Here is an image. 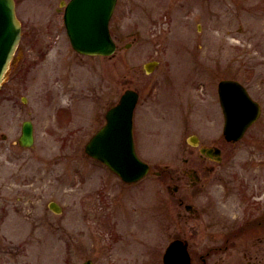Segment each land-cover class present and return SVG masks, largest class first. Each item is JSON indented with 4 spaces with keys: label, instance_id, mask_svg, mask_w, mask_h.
I'll return each instance as SVG.
<instances>
[{
    "label": "rangeland",
    "instance_id": "1",
    "mask_svg": "<svg viewBox=\"0 0 264 264\" xmlns=\"http://www.w3.org/2000/svg\"><path fill=\"white\" fill-rule=\"evenodd\" d=\"M15 1L26 34L0 92L8 215L0 224V264H164L176 239L189 243L200 264L248 214L242 195L230 190H250L259 203L253 214H264V0H119L111 57L78 54L63 29L32 41L27 33L55 19V4ZM152 61L158 64L147 73ZM225 79L240 81L263 111L217 164L203 160L200 147L220 143L218 84ZM128 89L140 93L134 140L151 167L132 185L85 152ZM25 121L34 127L31 148L19 144ZM196 162L202 182L192 188L183 173ZM241 252L214 257L247 264Z\"/></svg>",
    "mask_w": 264,
    "mask_h": 264
},
{
    "label": "water",
    "instance_id": "2",
    "mask_svg": "<svg viewBox=\"0 0 264 264\" xmlns=\"http://www.w3.org/2000/svg\"><path fill=\"white\" fill-rule=\"evenodd\" d=\"M117 0H72L66 10L65 24L74 50L87 56H111L116 51L109 23ZM21 39V24L16 17L14 0H0V88L8 73L10 62ZM157 62L145 64L152 73ZM220 103L226 124L224 133L229 140L238 141L259 118L261 108L251 99L246 89L237 81L226 80L219 85ZM139 94L127 90L120 102L106 115V125L86 145V153L105 164L125 183H136L149 172V165L135 152L133 117ZM34 128L30 121L23 124L19 144L24 148L34 145ZM191 142L196 143L195 138ZM205 153V151H203ZM209 155L211 152L209 151ZM49 208L61 213L59 204L52 202ZM191 210V206L186 207ZM164 264H191L187 244L173 241L166 249ZM84 264H93L87 261Z\"/></svg>",
    "mask_w": 264,
    "mask_h": 264
},
{
    "label": "flooded vegetation",
    "instance_id": "3",
    "mask_svg": "<svg viewBox=\"0 0 264 264\" xmlns=\"http://www.w3.org/2000/svg\"><path fill=\"white\" fill-rule=\"evenodd\" d=\"M51 1H53L55 4V7H54L55 19L53 17L52 20L47 24V26L45 28L36 27L38 29H33L32 32H28L27 34L32 37V41H37L38 38H42L44 35L48 38H51L50 34L52 32H55V30L58 31V30L63 29L67 34V30H66V26H65V11H66L67 5L69 4V2L71 0H51ZM118 1L119 0H117V4H118ZM116 7H117V5H116ZM113 16H114V14H113ZM113 16H112V18H113ZM17 17H18V14H17ZM112 18H111V21H112ZM19 20H20V18H19ZM111 21H110V25H109L111 37H112V40L114 41V43L116 44V46L118 47V44H117V42H116V40H115V38L111 32ZM20 22H21V41H22V39L26 33L24 31L23 21L20 20ZM18 48H19V46L17 47V49L15 51L14 59L17 55ZM2 88H3V86H2ZM2 88H1L0 92L2 91ZM254 101L259 103L255 99H254ZM261 111H263L262 105H261ZM222 113H223V110H222ZM261 114H262V112H261ZM223 117H224V114H223ZM258 120L248 130H246L243 137L241 139H239L238 141H233V140L227 139V137L224 133V124H223V131L219 136V138H220L219 144H215L213 146H208V147L207 146L206 147L205 146L200 147V145L198 143V144H193V146L196 148L200 147V156L203 160H209L211 162L219 164L223 160V154L225 153V150L228 147L231 148V146H232V148H234V145L239 143L247 135V132L258 122ZM224 123H225V118H224ZM203 151H205V153H203ZM209 151L211 152L210 155L208 154ZM201 167H203V165L196 162L194 164V167L192 166L190 169L184 171V173H183L184 176L185 177L187 176V178L190 180V184H191L192 188L193 187L195 188V187L201 185L202 176L198 171L199 169H201ZM165 170H168V168H165ZM213 171H214V168L209 169V172H213ZM157 174H158V176H162L161 172H158ZM181 179H182V177H178L177 181H181ZM1 189H2V187L0 188V224H3L7 221L8 215H7V207L3 205V203H4V199H3L4 197L3 196L4 195H3ZM176 189L179 190L178 186ZM247 191L249 193H247ZM229 192L233 196L237 195V194L242 195L243 201L247 202V204L249 205L248 214L242 216L239 219V221L236 222V224H233L232 226H230L228 228V231H227V234L225 237V246H223V247L220 246L218 248L210 247L207 250L206 254L199 256L200 264H218L215 260V257H214L217 252H219L220 250H223L224 254L231 256L232 250L236 249V248L241 249L243 259H246L249 257L247 264H264V214H260V215H254L253 214L256 206H258L259 203L258 202L253 203L254 198H255L253 193L250 190L243 189L242 187L235 188L234 190H230ZM227 193H228V191H226V194ZM183 204H184V202L180 201V205L182 206ZM191 210L193 212H196L192 208H191ZM235 219H237V218H235ZM182 241H184V243L187 244L188 251L190 253L189 243L186 240H182ZM190 256H191V264H194L193 257L191 255V253H190ZM240 261H241V258L239 257L238 261L237 260H235V261L230 260L228 264H242Z\"/></svg>",
    "mask_w": 264,
    "mask_h": 264
},
{
    "label": "bare ground",
    "instance_id": "4",
    "mask_svg": "<svg viewBox=\"0 0 264 264\" xmlns=\"http://www.w3.org/2000/svg\"><path fill=\"white\" fill-rule=\"evenodd\" d=\"M13 63V59L11 60V64Z\"/></svg>",
    "mask_w": 264,
    "mask_h": 264
}]
</instances>
